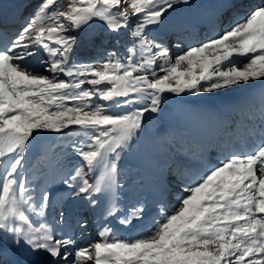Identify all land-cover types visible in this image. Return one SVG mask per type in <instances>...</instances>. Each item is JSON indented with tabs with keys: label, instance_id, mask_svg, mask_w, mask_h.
Returning <instances> with one entry per match:
<instances>
[{
	"label": "snow or ice",
	"instance_id": "1",
	"mask_svg": "<svg viewBox=\"0 0 264 264\" xmlns=\"http://www.w3.org/2000/svg\"><path fill=\"white\" fill-rule=\"evenodd\" d=\"M190 3L35 0L17 30L0 27V264H264V122L247 152H233L187 178L177 166L171 178L184 186L171 212L170 181L161 179L156 218L140 236L115 237L108 226L116 217L134 227L148 215L137 200L120 216L118 161L145 115L161 111L164 93L210 94L264 82V6L245 12L243 0H229L235 18L197 46L183 50L179 31L171 33L181 49L172 63L173 41L157 33L170 13ZM81 48L101 52L102 61L74 60ZM237 58H244L242 66ZM74 128L87 137L73 144L79 163L66 168L54 156L37 198L23 175L29 144L41 133ZM102 192L109 200L99 239L79 247L95 222L72 217L66 205L83 201L95 210ZM57 203L55 223H49L47 209ZM5 252L13 259L6 261Z\"/></svg>",
	"mask_w": 264,
	"mask_h": 264
},
{
	"label": "rangeland",
	"instance_id": "2",
	"mask_svg": "<svg viewBox=\"0 0 264 264\" xmlns=\"http://www.w3.org/2000/svg\"><path fill=\"white\" fill-rule=\"evenodd\" d=\"M212 1L214 2L215 0H191L189 6H178L175 12L170 13L168 24L163 29L159 30V33L164 31L166 27H176L177 30L175 31H179L180 38L184 41L183 50H186L189 45L197 46L203 38L208 37L205 35V37H200L197 28L200 27L201 22H204L205 19L208 18V13L205 11L207 7H209L210 10L212 9L210 7ZM18 16L19 11L14 7L13 2L0 0V27L7 28L9 33L17 30L21 24H18L14 29L10 28L15 26ZM96 30H98V27ZM165 32L161 35L157 33V37L158 39L165 40L166 43L169 40L173 41V44L170 45V54L172 63H174L181 49H177L174 46L176 36L171 35L174 30L170 29ZM237 59V66H242L241 62L244 61V58ZM29 63L33 64L34 62L30 61ZM86 87L90 86L86 85ZM101 87H103V85H101ZM163 97L161 111L145 115L141 130L129 143L128 148L120 154L118 174L116 177L117 182L123 185V187L119 189V210H123L126 205L129 206L126 209H131L137 200L145 203L146 195L149 194V196H153L152 190L159 195V184L161 181L156 177V174H158L157 168H163V171H166L168 168L175 170L177 166H181L183 170L186 165L182 164V162H176V154L181 156L182 160L188 158L194 161L198 156H195V154L197 155L195 152L196 145H192L191 142H201L202 136H205L211 124L218 123L225 115H236L238 109L240 113L249 112L251 116L258 115L260 117L259 113L262 108V97H264V82L249 81L247 84L216 90L210 94H181L177 96L173 93H164ZM122 110L127 111V109L111 108V111ZM182 120L188 124V128L183 125ZM236 125L235 122H230V124L227 125V130L230 131L231 128H236ZM240 125L242 124L240 123ZM168 127L173 128L172 133L174 134H169L167 132ZM258 127H260V125ZM184 137L188 139L184 141ZM254 137L257 139L255 143H258L260 139L259 129ZM86 140L87 137L82 135V130L74 128L71 131L66 130L64 133L44 132L37 135L36 138L31 141L26 153L23 175L26 176L27 180L31 182L32 188L35 189L33 193L34 196L37 198L39 197L41 188L45 184L46 179H49L51 175V171L50 173L47 172L46 179L43 178L44 171L41 169H45V165L47 166L54 156L59 157L66 168L77 165L80 158L74 154L73 144H80L81 141ZM253 142L254 141H251L249 144H253ZM169 144L172 145L170 146ZM44 148L49 152L48 158L46 159L47 161L40 155L45 151ZM238 148L239 147H232L234 150ZM30 150H32V152H29ZM162 156H164V159L161 158ZM109 159H112V157L109 156ZM212 159L214 162L209 161V165L219 160L216 157ZM194 165L201 167V169H198L199 171L204 170L205 164L201 165V162H199L194 163ZM100 170L102 169L98 168L97 171L90 174V176L98 175ZM195 174L196 172H194L193 175ZM169 184L172 188L174 186V188L177 189L179 192L177 195H179V190L183 188V185H177V182L173 181H170ZM56 188L62 189L63 186L57 185ZM169 197H171V201H175L172 194H170ZM98 199L99 205L95 212L96 214H101L108 205L109 193L102 192L98 195ZM79 206L82 208L87 207L83 201H79L76 204H67L66 210L71 215ZM84 216H87V219L91 222L92 218L90 219V214L86 213ZM154 218H156V212H154L149 226L152 224ZM34 219L39 220L40 218L34 217ZM48 221L49 223H55V220L52 221L48 219ZM140 232L142 234L144 230ZM115 233L116 232L112 230L113 236L116 235ZM129 236L130 235L126 234L123 239L127 240ZM134 239L135 238L132 240ZM88 264H91V262H88Z\"/></svg>",
	"mask_w": 264,
	"mask_h": 264
},
{
	"label": "bare ground",
	"instance_id": "3",
	"mask_svg": "<svg viewBox=\"0 0 264 264\" xmlns=\"http://www.w3.org/2000/svg\"><path fill=\"white\" fill-rule=\"evenodd\" d=\"M243 4L245 5V12L247 11V9L249 8V7H256V6H264V0H243ZM210 7L211 8H216V9H218V11H219V16H218V18L219 19H217V22H218V24H215L216 26H214L213 24H210V27L211 28H214V29H212V30H209V31H207L206 30V28L204 27V26H202V25H200V27L198 28V30H199V33H200V37H205V36H209V35H211V36H215L218 32H220V33H222V29L224 28V27H226L227 26V21H228V19H229V16H232L233 18H235V16H236V13L235 12H232V13H229L228 12V8H229V0H215L214 2L212 1L211 2V5H210ZM212 10V9H211ZM210 10V8L209 7H207V10L205 11V12H209V11H211ZM207 19H210V17H209V15H208V18ZM206 20V19H205ZM197 22V21H196ZM200 22V21H199ZM198 22V23H199ZM213 25V26H212ZM205 35V36H204ZM251 120L252 119H250L249 120V122H251ZM259 125H261V123H258V125H256V132H257V130L259 129ZM246 125L244 124V125H240V123L239 124H237L236 125V129L237 128H247V127H245ZM256 132H255V134L254 135H249L248 137L249 138H245L244 136H242V137H240L238 140H239V142L242 144V145H244L245 144V147L244 148H242V147H239V146H237V147H239L238 149H236V150H234V149H232V147H234V146H232L231 144L227 147H225L224 145H226L227 144V142L229 143V142H231V141H233V138H229V139H225L224 137H220L218 134H216V133H214L212 130H211V132H210V136H209V142L210 143H216L218 146H221V147H224V149L223 150H221V149H217V150H214V151H212V152H214L215 153V155H212V156H214V157H216L217 159H219V160H221V159H223L224 157H226V156H228V155H230L231 153H233V152H241V151H244V152H247L251 147H252V145L255 143V141H257V139H256V137H254V136H256ZM251 137H252V139H251ZM237 140V141H238ZM251 141H254L253 142V144H249ZM234 144H237V143H234ZM227 149H230L229 151H227ZM44 150H45V148H44ZM206 153L204 152V155H205ZM211 155H209L208 154V157H204V156H202V157H200L198 160H201L202 162H203V164H205L206 166H208L209 165V161H210V158H212V157H210ZM218 160V161H219ZM218 161L217 162H215L214 164H212V165H215V164H217L218 163ZM41 170H43L44 171V174H43V178H45L46 179V173L48 172V173H50V167H49V164L46 166L45 165V169H41ZM188 170H186V172H187ZM190 172L192 173V174H194V171L193 170H190ZM200 171H196V174L197 173H199ZM168 187H169V195L167 196V200H166V203L168 204V206H169V211L171 212V210H172V206L173 205H176L177 204V198L175 199V201H171L170 200V198L171 197H169L170 196V194H172V191H173V189H172V187L170 186V184H168ZM53 192H55L56 191V188H54L53 190H52ZM175 193V192H174ZM175 195V197H177L178 195H177V193H175L174 194ZM146 203H148V201L146 200V202L144 203V204H146ZM128 206V205H127ZM149 206V205H148ZM59 207H60V205L57 203L54 207H52V208H48L47 209V215L48 214H50V218H51V220L53 221L54 220V218L57 216V213H58V210H59ZM129 207V206H128ZM80 213H81V215H85L86 213L87 214H90L91 215V217H90V219H91V222H93L94 220H93V215L91 214V212L89 211V208L88 207H84V208H82L81 206H79V207H77L73 212H72V214H71V216L72 217H77V216H80ZM150 214V211L148 212V215ZM146 216V218H144V219H146V221H147V223H146V226H144V227H141V226H139V227H141V228H139V227H137L136 229H134V231H133V234L131 235V236H129V238L127 239V240H132L133 238H136V237H138V236H140L141 235V232L140 231H142V230H145L148 226H149V223H150V220H151V218L149 217V216ZM88 216V215H87ZM86 216V217H87ZM112 218H114V217H112ZM146 221H144V222H146ZM103 223V222H102ZM112 223V222H111ZM110 222H108V226L110 227V228H112V230H114V232H116L115 234V237H119V238H123L124 237V233H122V232H120V231H117V230H115L114 229V225H113V223L111 224ZM99 226H100V224H99ZM99 226L98 227H96L95 225H94V223L93 224H90V226H89V228H88V230H87V234H85V237H84V239H81V240H79V242H78V246H82V247H86V246H88L90 243H94V242H96L98 239H99V237L97 236V229L99 228ZM91 240V241H90ZM4 259L6 260V261H8V260H11V259H13V257L8 253V252H5V254H4Z\"/></svg>",
	"mask_w": 264,
	"mask_h": 264
},
{
	"label": "trees",
	"instance_id": "4",
	"mask_svg": "<svg viewBox=\"0 0 264 264\" xmlns=\"http://www.w3.org/2000/svg\"><path fill=\"white\" fill-rule=\"evenodd\" d=\"M1 1L13 2L14 7L17 8V11H19V16L16 19L15 26L11 27L10 29L16 28L18 24H21L23 22L21 13H23L24 16H27L32 11V8H26V5L29 3H33V6H34V3H35V0H1ZM170 29L174 31L177 30L176 27H173V26H170L168 28L166 27L164 31H161V33H159L158 35H161L163 32L170 30ZM102 58H103L102 53L92 48H81L75 53L73 57L74 60H78V61H93V60L102 61ZM97 102L102 103L100 101H97ZM167 129H168L167 132L169 134H174L172 133L173 128L168 127ZM169 145L171 146L172 144H169Z\"/></svg>",
	"mask_w": 264,
	"mask_h": 264
}]
</instances>
